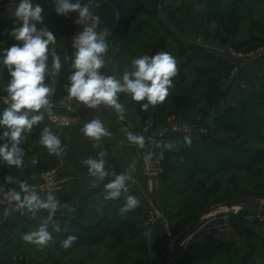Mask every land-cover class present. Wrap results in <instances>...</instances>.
<instances>
[{
  "label": "trees",
  "instance_id": "1",
  "mask_svg": "<svg viewBox=\"0 0 264 264\" xmlns=\"http://www.w3.org/2000/svg\"><path fill=\"white\" fill-rule=\"evenodd\" d=\"M179 1L168 15V23L178 29L186 25L205 36L218 39L220 43H229L233 48L241 50L264 43V15L260 13L261 0H235L224 3L220 0H188L195 2L198 7L194 14L182 5L185 0ZM154 7L155 0H127L125 12L113 27V32L126 29L138 15L142 13L145 16L142 21L135 24L117 54L118 80L123 82V74L130 68L132 59L141 56L144 51L154 53L156 47H160L159 37H162V40L168 38L167 42L172 43L175 49H165L164 46L162 52L170 53L174 50V56L181 58L182 62L178 68V74L173 78V87L169 89L168 97L162 104H158L151 110L150 117L153 122L160 121L164 114L171 112H179L180 115L185 116L187 111L193 110L202 102L210 109L212 125L220 126L233 136L244 137V142L250 141L257 144L254 147H245L241 142L231 144V141L220 140L206 134L193 136L167 132L163 135V145L157 148V157L162 167L160 188L162 203L165 202L168 209L165 217L167 230L173 238L198 212L207 208V205L214 204L213 197L220 191L223 181L233 182L235 175L228 173L229 170L244 171L248 177L250 174L257 175L262 170L261 175L264 177V169L259 168L264 163V80L259 87L241 92L237 106L217 108V99L226 93V87H222V78L226 76L230 65L221 56L207 52L200 46L183 44L176 40L172 32L156 19ZM42 9L44 22L49 20L54 23L52 30L61 40L59 49L55 48L61 64L60 70L56 72L58 80L59 77L66 75L70 32L67 25L61 23L60 15L56 14L51 4ZM143 23L151 29L148 34L143 31ZM243 23L244 26H241ZM17 26L19 23L14 20L9 24L0 23L2 27L0 37L9 36L8 40L3 42L6 49L13 44L22 43L10 35L11 30ZM241 27L243 30L240 31ZM159 30L164 33H160ZM189 72L191 76L188 86L183 87ZM10 79V75L0 71V94L7 93L5 88ZM121 98L122 93H118V101ZM146 102V100L141 102L133 100L132 103L135 105L132 106L133 104L129 101H124L122 105L124 110L132 108L138 118L143 119L149 113L141 110V104ZM3 111L0 109V115ZM203 114L208 113L205 111ZM130 130L132 134H135L133 128L130 127ZM4 131L7 129L0 126V145L11 144L8 138L3 137ZM35 136L38 138L35 141L41 142L42 135L34 124L28 132V137L31 139ZM41 145L45 149L42 154L45 160L41 163L35 161L36 169L49 168L53 165L48 150L42 143ZM170 148L173 150H169ZM174 161H180V163L174 164ZM0 163H3V167L0 168L1 189L9 193L19 192L21 184L18 190H14L11 186L13 177L9 164L5 163L2 157H0ZM20 166L27 178L24 184L29 186L35 178V171L27 167L23 161ZM241 192L243 193L244 190H239V194H242ZM106 196L107 192L97 194L87 191L68 214L62 215L58 221H45L47 231L57 238L52 248L61 256L66 255L77 245L90 247L103 243L115 254L116 264H162L167 254L162 255L159 261H153L147 251L145 227L140 221L121 212V208L126 203L123 196L120 195L116 199H106ZM226 196L220 195L221 200H225ZM95 197L106 201L99 208V216L98 214L96 216L95 212L91 214L94 211L93 208H96L93 205L95 202L91 204ZM91 198L93 200H90ZM241 211L250 212L244 208ZM65 220L66 223H64ZM243 221L242 213L228 214V223L233 228L238 227V224ZM256 223L258 224L254 220L243 227L247 237L254 239ZM53 226L57 229L52 230ZM69 235H74L77 239L71 247L64 248L61 242ZM0 240L3 241L0 246V264H6L9 255L16 252L17 249L15 250L14 247L20 243V240L7 225L0 227ZM27 244H30L33 249L37 245L29 242ZM227 248V242H215L211 234L206 233L202 241H191L185 247L180 264H193L201 259L208 261L213 254L226 253ZM80 261L82 260H77V262ZM246 263V258H239V264Z\"/></svg>",
  "mask_w": 264,
  "mask_h": 264
},
{
  "label": "crops",
  "instance_id": "2",
  "mask_svg": "<svg viewBox=\"0 0 264 264\" xmlns=\"http://www.w3.org/2000/svg\"><path fill=\"white\" fill-rule=\"evenodd\" d=\"M37 1L38 0H32L33 4H38ZM220 1L224 3L235 0ZM12 2H15V0ZM81 3L88 4L90 11L100 17L101 24L97 28V31L99 32L107 29L109 32V34L105 37L107 50L102 56L105 62L104 67H102L99 71L105 76L111 75L118 80L119 74L117 54L124 39L129 37L135 24L142 21L145 16L141 13L128 26V28L119 29L117 32H113V27L125 12L127 0H81ZM49 4H51V7L54 8V0L42 6L45 7ZM16 5V3H10L0 6V23L9 24L13 20L19 23L17 18L14 16V9ZM154 8L156 19H158L163 26L167 27L172 32L176 40L183 44L200 46L207 52L221 56L228 62L229 65L235 64L239 66L238 76L236 79H231L228 72L226 73V76L222 78V87H226V93L217 99V108L237 106L238 98L241 92L257 88L263 82L264 56L244 61L232 58L225 54L228 49H241L233 48L229 43H220L218 39L200 34L188 26L178 29L170 25L168 23V15L174 8L172 0H155ZM260 13L264 15V0H261ZM77 16L78 13L76 12L69 13L67 17L61 16V23L66 24L69 28L70 52L69 61L66 64V75L62 78L59 77V82L56 75L57 71L52 67V54L55 53V48L59 49L57 45L61 44L60 37L53 32V24V26L48 29L44 20L43 23H36L38 30L46 29L51 31L55 36V41L48 45L49 53L47 71L44 79L45 85L52 89V91L48 97L49 105L47 108H42L39 112H28V116L31 118L33 115L43 114V119L38 124H35L36 129L42 135L45 128H47L60 141L59 148L56 152H50L46 148L53 161V165L49 168H53L55 170V181L45 193L38 195L41 201H46L49 195L53 196L57 207L55 210L38 208L35 211H29L26 206H21V208L14 207L13 203L0 205V227L7 225L9 229H11V231L18 236L20 242H23V234L29 233V231L31 232L37 230L38 227L41 224H44L45 221H58L61 219L62 215L68 214L70 210H72L79 203L80 198L83 194H85V192L92 191L97 194L100 192H107L105 189V185L107 183L114 180L116 175L127 174L130 176V179L125 181V189L121 190L120 195L123 196L125 202L129 195L135 196L139 199L140 204L135 209L129 212H124V214L140 221L141 225L145 227L147 251L149 257L156 262L159 261V258H161L162 255H164L165 249L167 250L168 247L170 248L171 236L168 233L167 224L165 219H163V216L161 219L147 223V225H145V220L143 221L146 217L148 209L143 190V175L137 156V148L135 144L130 142L128 139V133H131L130 127L134 128V126H132L130 122H128V120L121 115V112H118L111 106L102 103L95 108H91L74 97L69 99V104L73 111L79 116V120L73 127L59 129L52 126L47 121V114L51 111L59 109L60 104L62 103L61 95L66 91L68 86H70L69 77L75 71L72 67V54L74 47L73 40L75 35L83 27V25L74 23ZM142 26L149 27L145 24ZM4 69L5 67H3L2 62H0V71L6 72V74L9 75L8 70ZM8 107L9 106L6 108ZM6 108L0 107V109L3 110ZM124 112L125 110L122 113ZM148 115H151V110ZM93 119H98L102 123L108 135L101 136L99 140H96L84 134V126ZM9 146H11V144H9ZM101 153H103V156H101ZM29 156L30 155L26 156V166L35 171V178L30 182L28 187L29 189H35L34 187H36L35 184L38 181L40 171L46 170L47 168L43 167L36 169L35 163H33V160L31 161L29 159ZM155 157L158 159L157 151L155 152ZM89 158L97 160L103 159L105 162V171L108 175L103 179H99L98 177L91 175L88 170V165L84 163V161ZM21 192L22 191L19 193ZM153 199L155 204L160 206L162 202L160 190L154 193ZM90 200H93V198ZM94 202L95 204L93 205L96 208H93L94 211L91 212V214L95 212V215L97 216L98 214L99 216V208L106 203V201L100 198L96 199L95 197V200L91 202V204ZM64 223H66V220ZM51 229L56 230L57 227L53 226ZM1 243L2 242L0 240V244ZM24 244L26 247L32 248V246L30 244L28 245L26 241H24ZM79 247L82 248H80L81 250L79 254L82 255L81 252L83 250L85 253H90V257L94 255L90 252L93 246L82 247L81 245H77L66 255H61V257L65 256V259L73 257L72 251ZM85 248H87V250H84ZM103 248L107 249L105 246L95 249L102 250ZM58 255L60 254L58 253ZM80 256H75V258L81 259ZM93 258L96 260L93 264H96L98 260L95 256H93ZM76 259L74 264H91L90 260H93L91 258L90 260H87L86 263L85 261L77 262ZM172 259H170L168 264L172 263ZM116 263V260L112 262V264ZM104 264H106L105 260Z\"/></svg>",
  "mask_w": 264,
  "mask_h": 264
},
{
  "label": "clouds",
  "instance_id": "3",
  "mask_svg": "<svg viewBox=\"0 0 264 264\" xmlns=\"http://www.w3.org/2000/svg\"><path fill=\"white\" fill-rule=\"evenodd\" d=\"M54 11L57 15L65 17L71 12H76L78 16L74 23L84 26L75 39L77 50L72 62L75 71L69 77L70 86L67 88L69 96L91 108L103 103L115 108L118 112L124 111L123 105L118 103V93H125L136 102L146 100V103L141 104L142 111H147L149 106L154 108L166 100L169 89L173 87V78L178 74L176 60L172 55L167 52H157L151 56L141 55L132 59V71L124 72L121 83L115 77L105 76L99 71L104 67L105 62L102 56L107 50L105 37L109 32L107 29L97 31L101 20L90 11L89 5L81 3V0H54ZM42 12V7L39 4H33L32 0H19L14 9V16L19 21V26L14 27L10 35L22 43L13 44L4 50L2 62L11 77L5 91L11 103L0 115V126L7 129L3 132V137L8 138L11 146L8 143L0 145V157L9 165H21L23 153L18 147L21 133L25 129L30 130L34 124H38L43 119V114L29 118L28 112H39L49 105L48 97L52 89L45 85L44 79L47 71L48 45L55 41V36L46 29H37L36 23H43ZM52 67L57 72L61 68L60 59L55 53L52 54ZM83 132L96 140L108 135L98 119L87 123ZM128 139L130 142L143 146V136L128 133ZM41 143L53 153L60 145L59 139L47 128L42 134ZM161 158H163L162 154ZM84 163L88 165L91 175L99 179L108 175L103 159L89 158ZM128 179L130 176L127 174L116 175L114 180L105 185L107 190L105 198H118ZM21 190L25 193L29 192L28 185L21 183ZM10 198L20 201L21 195L19 192L12 191ZM22 203L29 211H35L38 208L55 210L57 207L53 196L49 195L46 201H41L35 193L25 195ZM139 204L138 198L129 195L121 212H129ZM51 238L46 224H41L37 230L22 236L24 241L38 245L46 244ZM76 239V236L69 235L61 242V246L69 248Z\"/></svg>",
  "mask_w": 264,
  "mask_h": 264
},
{
  "label": "rangeland",
  "instance_id": "4",
  "mask_svg": "<svg viewBox=\"0 0 264 264\" xmlns=\"http://www.w3.org/2000/svg\"><path fill=\"white\" fill-rule=\"evenodd\" d=\"M52 1L53 0H38V3L40 6H42V5L48 4L49 2H52ZM179 2H180L179 0H172L173 5H176ZM182 5H185V7L188 10H191V14H194V11L198 8L197 5L195 4V2H191L188 0L183 1ZM50 16H51V14H50ZM60 17H61V15H60ZM52 24L54 25V23H52V21H49V20L46 21V26L48 29H50L53 26ZM184 26H186V25H184ZM241 26H244V23ZM142 28H143V31H145L148 34V31L150 30L149 27H142ZM0 30H2V27H0ZM241 30H243L242 27H241L240 31ZM159 32L164 33L161 30H159ZM198 33L201 34V32H198ZM8 38H9V36L0 37V56L2 55L0 57V62L3 61L4 50L6 49V46L3 45V42L6 39L8 40ZM159 38L161 40L160 45L158 44L160 47H156V50L154 51V53H151L150 51H144L142 53V55L151 56L157 52H162L164 46H165V49H170V48L175 49V47H173L172 43L167 42L166 39H168V38H165L163 40H162V37H159ZM57 46L60 47V44H58ZM169 54L175 58L177 67L180 68V64L182 62V59L174 56V54H175L174 50L173 51L171 50V52ZM2 65H3V67H5L3 62H2ZM4 70H7V68L5 67ZM126 71H132V65ZM190 76H191V73L189 74L188 78L184 82L183 87L188 86V80H189ZM124 101L125 102L129 101L131 104H133L132 103L133 100L131 99V97L125 93H122V98L120 101H118V103L122 104V102H124ZM134 105L135 104H133L132 106H134ZM152 109H153V107L149 106V109L147 110V112H149ZM205 111H207V113H208L207 115L203 114V112H205ZM148 114L143 119H140V118H138V116L136 115L135 111L132 108H128V110H125L124 113L121 112V115L126 120H128V122H130V124L132 126H134V128H133L134 133H136L137 135L139 132H142V127L144 128L145 126L148 128V130H153L155 128L156 129L164 128L166 125V122H165L166 117L168 115H173L174 121H177L178 123L187 124L192 131L190 133H183L182 131H177L176 133L188 134V135H193V136H200V134H206L208 136H213V137L220 139V140L231 141V144L241 142V143H243V146H245V147H247V146L254 147L257 145L255 143L250 142V141L244 142V140H245L244 137L233 136L231 133L224 131L220 126L212 125L210 123V109L208 106H205L204 103H202V102L199 103L197 105V107H195L193 110L187 111L185 116L180 115L179 112H177V113L171 112V113L164 114V116L158 122H153L152 118ZM189 123L193 124V125H190ZM28 132H30V130L25 129L21 133V141H20V144L18 145V147L21 149V151L23 153L21 160H23L24 164H27L26 163V159H27L26 156L30 155L29 159L31 161L35 160L38 163H41L45 160V157L42 156L43 152H45V149L41 145L40 141H35L38 139L36 136L29 139ZM161 144H162V141H161L159 147L161 146ZM166 147H168V146H166ZM169 150H173V149L170 148ZM158 161H159V159H158ZM5 163H7V162L5 161ZM28 163H30V162H28ZM177 163H180V161H174V164H177ZM159 165H160V162H159ZM2 167H3V163H0V168H2ZM9 168H10V171H11V174L13 177L12 178L13 181H12L11 186L14 190H18V189H20L19 185L21 183L26 182L27 178H25V175L22 171L21 166L9 165ZM259 168L264 169V163L261 164ZM47 169H49V168H47ZM161 172H162V167H161ZM261 172H262V170H260V172L257 175H253V174L249 173L250 176L248 177V176H246L247 173L244 171L229 170L228 173H233L235 175L233 182L223 181V184H222V187L220 188V191L218 192V194H216L213 197L214 199L212 200V203H214V204L207 205V207L212 206V205L225 203V202H228L229 204H238V205L239 204L254 205V204H256V202H258L259 199L264 200V191H263L264 190V177H262ZM195 176H197V175H195ZM38 182H39V177H38L37 183ZM37 183L35 184V186L37 185ZM34 188H37V186ZM159 190L161 191V188H159L157 191H159ZM239 190H241V191L244 190V192L243 193L241 192L242 194H239ZM20 191H22V190H19V192ZM224 191H225V194L223 195ZM231 192H233V193L230 194V196H226ZM0 194H5L6 196L10 195L9 192L2 190L1 186H0ZM220 195L226 196L227 198L225 200H221ZM230 206H228V207L222 206L218 210H216V211H214V212H212L206 216L201 217L199 219V221L197 222V224L195 225L192 232L190 233V236L188 238V240H189L188 244L191 241H202L205 238L206 233H209V234H211V236L213 237L215 242L225 241L228 243L227 252L222 253L220 255L213 254V255H211V257L208 261H205L206 259H201V261H199L197 263H193V264H239V258H243V259L246 258V262H247L246 264H264V216L256 214L252 210H250V212H242L241 211V209H243L242 207H238L236 209H233V207L231 208ZM156 207L158 208V211L160 212L161 218L163 216V219H165L166 212L168 210L165 206V202L164 203L161 202L160 206L156 205ZM244 209H246V208H244ZM229 213H231V214L242 213L244 221L241 222L240 224H238V227H235V228L231 227L228 223V214ZM147 215H148V209H147L146 217L143 219V221L146 220ZM155 220H157V219H155ZM254 220L256 222H258V224L256 223V225L254 226V228H255L254 233H256V234H255L254 239H252L251 237H247L245 231L243 230V227L245 226V224H247V225L251 224V222H254ZM145 225H147V224L145 223ZM201 231H203V232H201ZM51 237H52L51 240H49L46 244H44V245H38L37 244V245H35L34 249L31 247H26V245L24 244V241L20 242L18 245H15V247H14L15 250L17 248H18V250H16V252H14L13 254L9 255V258L7 260L8 262L6 264H74L75 259H76L75 256L79 257L81 255L79 253H80V250L82 248L79 247V248L74 249L72 251L73 257L65 259V256L61 257L52 248V244L54 243V240L57 238H56V236H51ZM173 238L171 237V240ZM10 242H14V241H10ZM2 243H3V241H2ZM1 244H0V246H1ZM102 246H104L103 243L95 244V245H93V248H92L93 251L91 250L90 252L92 254H94L93 256H95L97 258L98 264H100V263L104 264V260L106 261V264H112V262L115 260V254L113 253V251L105 249V248H103L102 250L101 249H95V248L102 247ZM186 246H184V244H183V246H180L177 254L174 255L173 257H171V259L173 258L172 259L173 261L171 264H180L181 255H182V252L184 251ZM169 249H170L169 247L167 250L165 249L164 255L169 254ZM84 250H87V248H85ZM81 253H82V255L80 257H81L82 261L86 262L87 260H90L92 258L93 260H90L91 261L90 263L91 264L95 263L96 260L93 258V256L90 257L91 256L90 253H85V252H83V250ZM226 254H229V255L226 256ZM17 260L21 261V262L18 263V262H16ZM76 260H78V259H76Z\"/></svg>",
  "mask_w": 264,
  "mask_h": 264
},
{
  "label": "built area",
  "instance_id": "5",
  "mask_svg": "<svg viewBox=\"0 0 264 264\" xmlns=\"http://www.w3.org/2000/svg\"><path fill=\"white\" fill-rule=\"evenodd\" d=\"M12 1L14 0H0V6L10 3H16V4L19 3V0H15V2ZM83 27L81 28L80 31L83 30ZM77 34L75 35L73 40V44H74L73 54H72L73 60L77 50L75 47V39ZM225 54L232 58L242 61L261 58L264 56V43L243 51L228 49V51ZM238 71H239V66L235 64H231L228 70L229 77L231 79H236L238 76ZM70 98L71 96H69L68 91L66 89V91L61 95L62 103L60 104L59 109L51 111L49 114H47V121L52 126L59 129L69 128V127H73L79 120V116L70 107L69 104ZM10 103L11 101L7 93L0 94L1 108H6L7 106H10ZM165 122H166L165 127L161 129L155 128L153 130H148L146 126L144 128L142 127V132L138 133L139 136H143L144 138L142 147L133 142L137 148V156L143 175V190L145 193V200L148 208V215L145 220L146 224L152 222L155 219H161L160 212L158 211V208L155 205L153 197H154V193L160 188L161 167L159 165L158 159L155 157V152L157 151V147L160 145L162 141L163 138L162 135L167 132H177V131H182L183 133L192 132L187 124L178 123L177 121H174L173 115H168L165 119ZM55 175L56 173L53 168L40 171L39 182L36 185L37 188L35 189L30 188L29 192L27 193L21 192L20 201L13 200L10 198V196H6L5 194H0V205H8L10 203H13L14 207L21 208V206H24L22 201L25 195H31L32 193H35L36 195L45 193L54 183ZM124 189L125 188H123L122 190ZM254 206L264 209V200L259 199L258 202L254 204ZM230 207L236 209L240 207V205L231 204Z\"/></svg>",
  "mask_w": 264,
  "mask_h": 264
},
{
  "label": "water",
  "instance_id": "6",
  "mask_svg": "<svg viewBox=\"0 0 264 264\" xmlns=\"http://www.w3.org/2000/svg\"><path fill=\"white\" fill-rule=\"evenodd\" d=\"M231 204H229L228 202L226 203H221V204H217V205H212L209 206L205 209H203L202 211L198 212L176 235L175 237L171 240L170 242V249H169V254L167 255L166 259L164 260V262L162 264H168V262L170 261L171 257H173L174 255L177 254L180 246H186L188 244V238L190 236V233L192 232V230L194 229L195 225L197 224V222L199 221V219L203 216H206L216 210H218L219 208H221L222 206L228 207ZM240 207L242 208H246L249 210H252L253 212H255L256 214L262 215L264 216V209L263 208H258L254 205H248V204H239Z\"/></svg>",
  "mask_w": 264,
  "mask_h": 264
}]
</instances>
